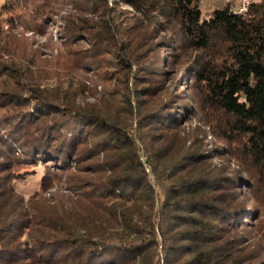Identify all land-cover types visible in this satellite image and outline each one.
Wrapping results in <instances>:
<instances>
[{"label":"trees","instance_id":"trees-1","mask_svg":"<svg viewBox=\"0 0 264 264\" xmlns=\"http://www.w3.org/2000/svg\"><path fill=\"white\" fill-rule=\"evenodd\" d=\"M12 1H1L0 13ZM89 1L109 17L106 0ZM110 1L127 3L147 19L172 52H192L184 68L194 76L198 102L221 121L224 145L208 150L185 143L170 161L166 147L149 148L141 161L116 123L87 114L82 103L48 87L49 81L70 85L67 74L41 72L35 61L3 64L2 74L17 84L0 95L9 108L0 116V264H264V251L249 250L262 225L253 206L260 204L257 184L264 197V0L244 15L235 12L238 0L220 2L207 17L203 0ZM76 27L66 31L67 41ZM105 37L136 86L125 100L134 98L126 109L138 130L144 123L174 130L176 97L145 113L146 103L140 106V98L159 92L158 81L170 76L161 69L166 60L157 53L131 63L124 55L132 44L115 43L112 33ZM92 44L97 52L102 43ZM21 88L30 95L19 94ZM228 158V165L214 161ZM37 165L48 197L35 194L25 203L15 186Z\"/></svg>","mask_w":264,"mask_h":264},{"label":"rangeland","instance_id":"rangeland-1","mask_svg":"<svg viewBox=\"0 0 264 264\" xmlns=\"http://www.w3.org/2000/svg\"><path fill=\"white\" fill-rule=\"evenodd\" d=\"M1 1L3 0H0V3ZM114 2L106 0L107 7L110 8L109 17L103 9L93 7V2L89 0H14L12 4L5 5L9 11L0 13L1 97H4V92L1 91L13 90L14 85L17 84H10L11 79L2 74V65L11 67L13 66L11 62L14 60L25 64L35 61L41 67V72L43 69H49L54 72V76L67 74V78L71 79L70 85L49 81L48 87L53 91L57 88V92L60 89L70 99L82 103L83 110L87 114L98 116L112 125L116 123L115 126L120 130V134H126L132 147L138 151L141 161L146 159L144 149L149 148L166 147L169 153L167 160L170 161V154L174 155L179 146L185 143L187 145L196 143L197 147L208 150L224 145L220 139V132L217 131L218 122L221 121L206 112L198 102L197 94L194 92L195 82H190L194 76L186 72L184 68V61L191 57L192 52L183 48L179 50L180 52H172L173 49L167 48L168 44L161 42L164 35L151 31L147 19L137 14L127 3L117 7ZM220 2L225 0H203L200 4L202 15L207 17ZM41 5L42 9L36 12L35 9ZM45 10H48L46 17L48 21L43 22L42 12L44 13ZM72 25L77 26L76 35L74 34L71 40L67 41L69 35L66 31ZM82 31H84L83 34L78 36L77 34ZM107 33H112L115 43L132 44V53L130 51L124 55L125 58L130 59L131 63L135 59L142 62L143 57L152 60L157 53L161 56L160 58L166 60V64L161 65V69L170 76L162 77L158 81L159 92L152 91L150 95L140 98L142 99L140 106L146 103V108H141L145 113L149 109L154 110L158 106V101L161 100L162 103L170 99L171 103L173 96L176 97L178 103L175 112L176 114L179 112V116L174 130H166L163 127L151 129L146 123L142 126L146 125L144 130H138L141 126L135 122L133 112L126 109L134 98L125 100V95L136 86L130 79L125 78L124 70L119 68L116 52L107 44L108 39L105 37ZM93 38L97 39L96 42L91 40ZM97 42L102 44L97 52H92V43ZM63 43H75V45L67 46ZM169 45L172 48L176 43ZM19 72L21 74V71ZM15 76L19 81V74L11 77ZM21 82H23L22 85L20 83L22 87L25 85L24 79ZM155 85H157L156 81ZM23 89L17 92L29 96L30 93ZM138 111L141 113L140 109ZM8 112L6 102L0 101V116ZM118 119L121 120L120 123H123V127ZM173 125L170 126L173 127ZM160 140H162L160 144H154ZM214 161L219 165H228L229 158ZM234 168L238 167L230 164L229 169ZM42 169L38 165L34 168L30 166L23 174L22 180L16 183L15 191L25 203L35 194L48 197L39 187L43 176ZM243 175L248 177L246 174ZM254 191L260 197L259 206H253L262 214L260 222L262 225L259 224L261 230L257 235L253 233L255 237L252 243L256 240L257 242L254 247L250 246L249 250L257 255L264 251V197L258 184ZM246 206H248L247 203ZM254 217L255 215L251 219ZM245 235L250 236L247 233Z\"/></svg>","mask_w":264,"mask_h":264},{"label":"built area","instance_id":"built-area-1","mask_svg":"<svg viewBox=\"0 0 264 264\" xmlns=\"http://www.w3.org/2000/svg\"><path fill=\"white\" fill-rule=\"evenodd\" d=\"M232 0H225V2H231ZM260 0H238L235 12L239 15H244L249 10L253 3H259Z\"/></svg>","mask_w":264,"mask_h":264}]
</instances>
